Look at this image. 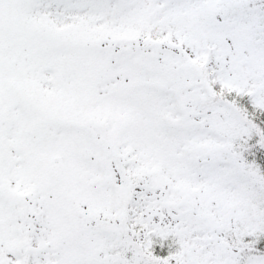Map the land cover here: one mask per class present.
I'll list each match as a JSON object with an SVG mask.
<instances>
[{
    "label": "snow or ice",
    "instance_id": "1",
    "mask_svg": "<svg viewBox=\"0 0 264 264\" xmlns=\"http://www.w3.org/2000/svg\"><path fill=\"white\" fill-rule=\"evenodd\" d=\"M0 264H264V0H0Z\"/></svg>",
    "mask_w": 264,
    "mask_h": 264
}]
</instances>
